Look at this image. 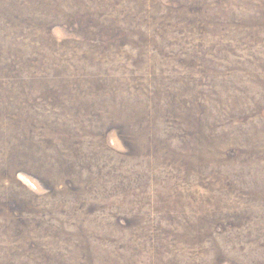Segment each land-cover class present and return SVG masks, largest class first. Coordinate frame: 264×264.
Returning a JSON list of instances; mask_svg holds the SVG:
<instances>
[{
	"label": "rangeland",
	"instance_id": "1",
	"mask_svg": "<svg viewBox=\"0 0 264 264\" xmlns=\"http://www.w3.org/2000/svg\"><path fill=\"white\" fill-rule=\"evenodd\" d=\"M0 264H264V0H0Z\"/></svg>",
	"mask_w": 264,
	"mask_h": 264
}]
</instances>
